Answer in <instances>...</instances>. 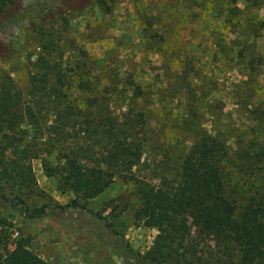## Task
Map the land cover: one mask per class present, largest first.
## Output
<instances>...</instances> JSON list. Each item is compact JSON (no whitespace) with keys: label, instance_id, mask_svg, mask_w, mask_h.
I'll use <instances>...</instances> for the list:
<instances>
[{"label":"trees","instance_id":"1","mask_svg":"<svg viewBox=\"0 0 264 264\" xmlns=\"http://www.w3.org/2000/svg\"><path fill=\"white\" fill-rule=\"evenodd\" d=\"M22 1L0 0V33L14 23L8 10ZM89 1L109 10L106 0ZM75 2L28 0L25 13L78 11ZM182 8L208 28L207 63L215 62L218 72L237 66L244 86L208 99L216 81L202 76L203 57L174 47L180 36L166 37L164 20L144 10L139 19L163 68L177 63L172 80L164 69L159 85L142 84L134 71L122 76L119 67L104 78L88 74L82 62L67 69L51 39L40 46L23 86L0 68V200L9 204L8 215L32 219L79 207L73 200L51 207L6 198L2 182L28 188L29 162L38 159L57 193L83 201L114 178L135 185L134 221L155 235L142 254L124 244L131 264H264V95L249 86L264 60L256 43L264 32V0H192ZM227 103L247 113V126L231 123ZM137 170L149 180L137 179ZM0 264L48 263L29 250L26 236L8 241L0 233Z\"/></svg>","mask_w":264,"mask_h":264},{"label":"rangeland","instance_id":"2","mask_svg":"<svg viewBox=\"0 0 264 264\" xmlns=\"http://www.w3.org/2000/svg\"><path fill=\"white\" fill-rule=\"evenodd\" d=\"M27 1L8 10L7 14L12 15L14 23L0 33V68L6 70L19 87L24 85L26 71L31 69L36 54L42 51L40 46L48 39L55 42L56 52L62 54L61 62L67 69L82 62L88 74L104 78L106 70L119 67L122 76L134 71L142 84L159 85L164 66L160 62L157 45L146 40L148 34L139 19L141 10L164 20L163 25L168 28L165 30L166 37L180 36L179 40L172 39L174 47L184 48L186 53L198 52V56L203 57L200 61L203 64H200L203 66L202 76L204 79L212 76L216 81L208 99L220 98L231 86H244L241 83L245 77L237 66L218 72L215 62L207 63L211 44L205 37L208 28L201 19L199 22L191 19L188 11L182 8L192 0H106L109 6L107 12L90 1L76 0L72 6H82L78 11L55 9L44 10L40 14H26ZM175 19L181 29H172ZM2 20L5 26L9 15H4ZM256 43L258 52L264 55V32ZM176 66L177 63L172 62L169 68L164 69L169 80L177 73ZM106 78L98 83L103 85ZM249 86L264 95V60L258 65L255 80ZM235 109L239 107L226 104L224 112L231 113L227 118L231 123L236 122L235 126H241L243 122L247 126V113ZM29 163L32 183L23 188L18 186L17 180L2 182L6 198L14 201L20 198L27 205L51 207L64 206L73 200L79 207L52 212L46 217L26 219L8 215L9 204L0 200V216L4 220L0 233L8 241L26 236L29 250L48 264H131L132 259L124 252V244L136 254H142L150 246L155 231L134 221L139 199L131 181L114 178L95 198L83 201L71 192L57 193L55 182L43 175L38 159ZM135 176L149 180L146 172L141 170H137Z\"/></svg>","mask_w":264,"mask_h":264}]
</instances>
